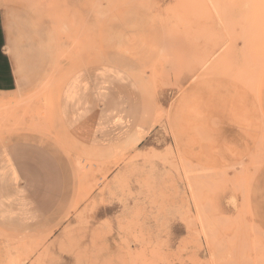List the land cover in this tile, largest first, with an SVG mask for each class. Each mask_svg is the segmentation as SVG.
<instances>
[{
  "label": "rangeland",
  "instance_id": "rangeland-1",
  "mask_svg": "<svg viewBox=\"0 0 264 264\" xmlns=\"http://www.w3.org/2000/svg\"><path fill=\"white\" fill-rule=\"evenodd\" d=\"M16 5L56 20L57 58L0 98V264H264V0H0ZM95 63L128 72L144 103L103 148L56 111ZM16 140L51 164L25 160L17 182Z\"/></svg>",
  "mask_w": 264,
  "mask_h": 264
},
{
  "label": "crops",
  "instance_id": "crops-1",
  "mask_svg": "<svg viewBox=\"0 0 264 264\" xmlns=\"http://www.w3.org/2000/svg\"><path fill=\"white\" fill-rule=\"evenodd\" d=\"M55 24L48 14L28 11L22 5L0 8L1 99H15L34 91L43 76L52 74L50 65L57 58ZM56 105L65 131L81 144L95 148L129 138L138 128L144 108L129 73L108 63L74 71L56 97ZM22 147L23 143L16 140L5 152L17 182L25 160L38 169L51 164L45 155L24 153Z\"/></svg>",
  "mask_w": 264,
  "mask_h": 264
},
{
  "label": "bare ground",
  "instance_id": "bare-ground-1",
  "mask_svg": "<svg viewBox=\"0 0 264 264\" xmlns=\"http://www.w3.org/2000/svg\"><path fill=\"white\" fill-rule=\"evenodd\" d=\"M147 5H148V3H147ZM263 118V117H262Z\"/></svg>",
  "mask_w": 264,
  "mask_h": 264
}]
</instances>
